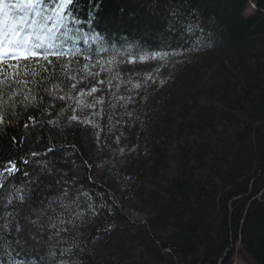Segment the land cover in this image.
Returning a JSON list of instances; mask_svg holds the SVG:
<instances>
[{
    "label": "trees",
    "instance_id": "1",
    "mask_svg": "<svg viewBox=\"0 0 264 264\" xmlns=\"http://www.w3.org/2000/svg\"><path fill=\"white\" fill-rule=\"evenodd\" d=\"M74 10L81 22L70 27L83 38L67 47L80 56L25 62L13 92L11 72L0 77V163L20 169L0 177V216L39 176L46 198L63 195L55 180L68 181L83 219L65 225L67 243L52 237L41 248L27 235L15 243L0 220V261L52 264L49 250L78 245V264H264V0H76ZM153 56L166 57L158 85L170 84L152 105H162L158 118L128 72ZM93 65L106 78L89 102L81 81Z\"/></svg>",
    "mask_w": 264,
    "mask_h": 264
},
{
    "label": "snow or ice",
    "instance_id": "2",
    "mask_svg": "<svg viewBox=\"0 0 264 264\" xmlns=\"http://www.w3.org/2000/svg\"><path fill=\"white\" fill-rule=\"evenodd\" d=\"M75 3L76 0H0V66L4 69L0 72V77L9 76V72H11L6 86L7 92H13V89L21 84V77L26 74L23 69L29 67L25 62L42 59L48 64H52L53 61L50 57L60 61L68 55H81V50L74 52L71 47H67L70 42L83 38V34H77L79 29L70 27V25L81 22L80 18L75 15ZM91 3L92 0H90ZM172 15H177V12L173 11ZM66 47L67 52L64 50ZM84 58L89 59L88 56ZM11 61H15V63H11ZM59 67L63 69L64 65H59ZM70 87L75 88V83H72ZM97 90L93 87L91 91L96 92ZM4 92L5 89H0V97ZM9 99H13V96H10ZM58 99H63V97H58ZM9 115L16 114L9 113ZM28 119H34V117L29 116ZM69 119L77 121V117L74 115ZM5 123L6 116L0 112V125ZM47 151L51 152L54 149L49 148ZM30 155L35 156L36 153L33 152ZM20 161L24 164L28 163V160L23 157L20 158ZM0 168L3 169L0 171V177H4L5 174L10 177L20 171L15 159H8L6 163H0ZM23 175L29 177L27 171H24ZM41 183L43 182L39 176L35 179L29 177L22 188H17L16 192L8 196V203L12 205L13 210L0 216V220L4 221V226L8 228L10 234L15 232L19 237L15 240L17 244L28 243L23 239L25 235L30 238L34 248L47 246L52 237L59 238L57 245L67 243L61 233L71 235L73 229L65 227V225L75 227V222L71 219L73 214L77 219H83L82 213L76 212L72 207L73 205L76 208L81 206L79 197L71 199L67 188L61 186L67 184L68 181L55 180V185L59 187V192L63 195L51 198L43 197L42 192L38 190ZM4 187V183L0 181V188ZM49 187L52 185L44 184L45 189ZM83 195L87 199V193ZM64 198H69V203L65 204ZM65 214H67V219H65ZM49 228L52 229V232L48 234L47 238L41 235ZM80 251L81 249L77 245L75 250L73 247L62 248L55 252L49 250L47 256L52 258V264H78L77 258ZM4 254L7 255V252ZM0 264L3 262L0 261Z\"/></svg>",
    "mask_w": 264,
    "mask_h": 264
},
{
    "label": "rangeland",
    "instance_id": "3",
    "mask_svg": "<svg viewBox=\"0 0 264 264\" xmlns=\"http://www.w3.org/2000/svg\"><path fill=\"white\" fill-rule=\"evenodd\" d=\"M252 12V8L248 11V14ZM166 58V57H165ZM164 56H153L152 58H146L140 61H137L135 63H132L130 66H133L132 69L135 70H129L130 66L126 67L128 72L131 74L133 72L136 73V75L139 77L138 85H137V92L136 94L139 96H143L140 100V106H144L145 104L151 105L148 107L150 110H152L151 115L158 118L160 115L163 114L164 110L162 109L161 104H157L155 106L154 102L159 99L160 96H162V99L164 96L162 95L163 91H168L170 89L169 83L161 84V87L158 85V79L161 78V74L163 71L166 72V69L164 70V63H166V59ZM99 67L96 65L90 66L88 68V71H86L85 76L83 80L81 81V85L86 91L85 95L88 98L89 102H95L97 101V98H99L102 94V91L105 87V84L101 83V81H104L106 77H100L98 74ZM135 77V76H134ZM163 79V76H162ZM161 79V80H162ZM161 82V81H160ZM95 87L98 89L96 92H92V88ZM142 101V103H141ZM137 106V104L135 105ZM158 116V117H157ZM156 120V119H155ZM124 146H119V154L121 151V154L119 155L121 160H123L122 157V149ZM100 153L99 149L95 150V155H98ZM94 155V156H95ZM120 199V198H119ZM128 217L134 221L139 223H146V217L141 212H137L134 210L127 211ZM109 260H111L113 263L116 262L117 259L113 260V257H108Z\"/></svg>",
    "mask_w": 264,
    "mask_h": 264
}]
</instances>
